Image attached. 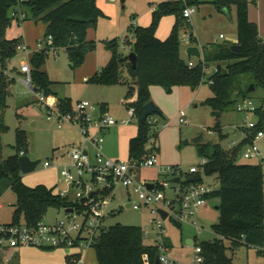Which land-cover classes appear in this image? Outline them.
<instances>
[{"label":"rangeland","instance_id":"rangeland-1","mask_svg":"<svg viewBox=\"0 0 264 264\" xmlns=\"http://www.w3.org/2000/svg\"><path fill=\"white\" fill-rule=\"evenodd\" d=\"M176 1L128 0L123 7L120 0H98L97 5L104 12V16L99 20L97 28L90 31L91 39H95L97 47L87 56L85 64L73 70L65 50L52 52L47 57L44 71L54 83L53 90L60 99L71 100L74 107L82 101L90 102L98 109L105 108L108 115L120 122V125L113 129L106 146L109 154L121 161L129 160V141L137 137L139 130V122L131 121L129 113L131 107L127 105L132 101L128 98L130 86H114L105 96L106 89L89 83V80L98 71L106 68L112 60L113 52L108 48L110 42L117 40L119 54L126 58L133 53L135 30L144 27L141 24L147 22V18L144 17L146 12L155 11L163 3ZM249 1L251 2L250 19L257 25L259 37L264 42V0ZM195 7L197 12L190 23L183 20V24L179 27L182 44L181 58L186 63H190L187 50L192 46L204 50L215 43L229 41L236 44L238 42L236 7H232L229 14L217 10L213 0H199V4ZM175 23L176 16L164 17L157 37L163 41L169 38ZM45 34V25L37 23L34 19L21 24L13 21L7 32V39H20L30 47L31 51L37 52L39 44L47 42ZM221 35L224 39H220ZM32 58L33 55L28 58L26 55H21L20 61L16 62L17 69L12 74L15 81L7 82L9 95L5 104H0V164L17 155V137L23 134L26 139V146L23 149L27 152V156L32 161L41 162L34 172L22 174L23 182L30 187L48 184L50 188L58 185L62 188L64 182L61 169L46 170L43 164L47 161L59 164L58 155H67L69 150L78 145L82 137L78 134V129L70 124H64L60 128L55 118L49 120L47 110L41 107V99L33 90L19 82L21 61H31ZM233 63L220 62L207 65L205 69L207 83L198 90L180 87L170 94L163 87L155 86L151 89L152 102L164 115L159 117L156 127L159 132L156 143L159 150L156 155L160 166L177 167L184 173H189L191 168L200 167L203 164L198 146H208V152L211 153L215 140H218L229 154H233L235 149L240 150L238 164L264 166V139L258 142L262 152L260 159L244 158L245 152L250 149V143H245L247 124L261 123L264 128V115L260 117L256 113L239 112V107L247 101L252 102L257 110L261 109L264 113V88L257 86L255 90L250 91L254 87L255 78L252 75L238 78L234 87L242 94L235 93L231 97L234 104L219 111L217 115L213 114L214 109L209 105V101L217 96L215 85H210V78L221 71L219 68L226 71L227 67ZM182 112L186 114L188 122L186 125L180 124L179 115ZM141 178L152 183L167 179L166 176L159 174L158 168L143 169ZM203 183L206 186L220 188L219 176L204 175ZM129 200L128 192L120 188L116 200L110 206V216L106 225L108 227L118 224L140 227L144 231L145 245H156L158 235L152 233L153 214L149 209L141 211L128 209L126 206ZM132 201H136L134 196ZM220 202V199L211 200L208 206L199 212L197 219L202 229L200 234L195 227L189 225L179 227L172 222L165 223V237L172 258L183 263H192L196 254L195 249L188 245L189 240L196 241L199 245L220 241L230 248L229 243L213 231L221 215L220 209H215L214 205H219ZM0 205L2 206L0 210L2 222L12 223L17 211V196L11 189L8 179L0 181ZM46 221L48 225L64 222L68 227L70 226L69 218L63 210H51L46 216ZM83 223L84 218L79 216L74 225L82 226ZM73 236L76 237L77 234L74 233ZM80 252L77 248L44 250L28 247L21 249L18 254L16 250H5L3 254H0V264H71V257ZM228 256L233 258L234 264H264V255L257 247H241L235 252L229 250ZM82 264H99L95 249L92 248L85 254Z\"/></svg>","mask_w":264,"mask_h":264},{"label":"trees","instance_id":"trees-1","mask_svg":"<svg viewBox=\"0 0 264 264\" xmlns=\"http://www.w3.org/2000/svg\"><path fill=\"white\" fill-rule=\"evenodd\" d=\"M188 6H196L199 0H186ZM98 0H0V57L3 62L17 57V46L20 39H7V32L12 26L11 10L21 6L28 14V20L34 19L46 27L45 38L53 37L54 49L65 50L69 56L73 70L81 68L87 56L97 47L95 41L89 39L91 29H96L104 12L97 5ZM249 0H213V5L220 12L229 14L232 7L237 11L238 42L242 47L240 53L232 51L231 46L215 43L203 50L204 61L191 59L196 66L191 68L181 58L182 44L179 27L183 24V12L186 5L181 2L163 3L154 11L152 23L148 27L137 28L132 43L133 52L138 55L137 69L123 58L118 51V41L108 44L113 52L109 65L97 73L89 83L111 89L114 86H130L127 105L136 107L139 130L136 138L129 144V158L137 163L144 161L150 152L148 146L152 139L157 140L159 132L147 123L142 124L144 107L152 102L151 89L159 86L172 93L175 88L190 87L198 90L206 84L205 69L211 63L234 62L227 70L214 74L210 80L215 81L216 98L209 101L214 109L213 114L234 104L233 95L242 92L234 87L235 81L244 76L255 78L254 88H264V42L259 37L258 27L250 19ZM176 16V23L171 35L165 41L157 37L161 21L167 16ZM46 53L33 55L31 63L34 88L47 97L58 99L53 90V82L44 71L47 61ZM9 95L8 83L0 77V104L3 105ZM63 113H70L74 106L71 100H58ZM106 111V109H103ZM257 116L264 115L263 110H257ZM158 117H164L163 112ZM264 130L259 123L257 134ZM245 134L249 133L246 129ZM245 143H250L246 138ZM26 146L23 134L17 137V155L9 161L0 164V181L8 179L11 189L17 196V211L14 223L22 220L36 228L51 210H64L70 205L57 193V187L46 185L27 186L19 165V158ZM201 157L208 160L205 166L206 176H219L220 188L210 197L220 199V221L213 227L215 234L229 243H203L205 264H234L228 251L235 252L241 247L255 248L264 245V166L240 165L237 159L239 149L233 154L226 152L219 144L209 147L198 146ZM169 247V246H168ZM170 248V247H169ZM96 250L99 264H146L144 258L149 257L150 264H156L160 248L157 245L146 246L144 231L140 227L115 225L109 233L103 236L93 247Z\"/></svg>","mask_w":264,"mask_h":264},{"label":"built area","instance_id":"built-area-1","mask_svg":"<svg viewBox=\"0 0 264 264\" xmlns=\"http://www.w3.org/2000/svg\"><path fill=\"white\" fill-rule=\"evenodd\" d=\"M23 1V0H22ZM186 5L183 12V19L190 23L191 18L196 14L195 6H188L186 0H177ZM11 19L19 24L28 19L27 12L17 6L11 10ZM224 39V36H220ZM185 42V40H184ZM39 51L36 53L55 52L54 39L49 37L46 44H39ZM18 55L13 60L3 62L0 57V77L7 82L15 81L12 77L16 70V62L20 61L21 55L27 58L36 54L30 47L21 42L17 46ZM202 52V61L204 53ZM191 68L196 66L195 62L189 63ZM19 72L21 78L19 82L27 88L33 90L37 97L41 99V107L48 112V119L58 121L60 128L64 124H70L78 129L83 139L82 144L75 145L68 151L66 162L55 163L47 161L43 164L46 170L61 169V177L64 185L58 188L56 193L64 200H67L69 207L63 211L69 218L68 227L64 222H57L48 225L46 217L38 224L36 228L30 227L26 221L20 223L6 224L2 222L0 212V254L5 250H21L28 247H34L44 250H55L58 248H77L81 252L71 257V264H82L85 254L92 249L95 244L109 233L110 227L106 225L110 213L109 209L116 200L117 192L120 188L125 189L129 195L130 209L141 211L149 209L154 216L152 220V233L158 235L157 246L160 248V264H187L175 260L170 256V248L166 242V222L182 227L189 225L195 227L200 234L202 229L199 226L197 216L201 209L208 206L210 197L218 190L213 186H206L203 183L205 175V166L208 164L206 158L200 167H193L189 173H184L177 167L160 166L157 158L159 150L158 140L152 139L148 149L150 155L141 163L133 160L121 161L110 158L106 154V135L105 132L120 125L113 117L108 115L102 108L98 109L90 102L82 101L74 107L70 113H63L59 108V103L54 97H47L42 92H37L34 88L32 68L30 61H21ZM210 85H215L211 80ZM44 97V98H43ZM257 111L252 102H245L239 107V112L250 114ZM131 121H138L136 107L130 108ZM181 125H186V114L179 115ZM159 117L152 115L148 117L146 123L154 130L158 125ZM124 125L125 122H123ZM259 124L249 122L247 124L246 138L250 139V149L244 154V158L260 159L262 152L258 142L264 139V130L257 134L253 132ZM151 147V148H150ZM27 156L25 152L20 157ZM158 168L159 174L167 177L163 182H148L141 178L143 169ZM202 176L199 182H190L194 176ZM180 179L176 184L172 181ZM150 186H153L151 188ZM133 196L136 201H132ZM2 206L0 205V210ZM72 210V213H68ZM161 211L168 214L166 220L163 219ZM82 216L84 223L82 226L74 225L76 219ZM77 236L74 237L73 234ZM150 235V233H147ZM196 258L190 264H205L206 259L203 256V248L194 241ZM259 252L264 255V245L257 247ZM146 264H150L148 256L144 258Z\"/></svg>","mask_w":264,"mask_h":264},{"label":"water","instance_id":"water-1","mask_svg":"<svg viewBox=\"0 0 264 264\" xmlns=\"http://www.w3.org/2000/svg\"><path fill=\"white\" fill-rule=\"evenodd\" d=\"M127 1L128 0H120L121 4L123 6L126 5ZM224 44L230 45L232 51L235 52V53H240L242 51V47L237 45V44H232L229 41H225ZM187 55L191 59H196L198 61H202V52H201L200 47L192 46V47L188 48ZM126 60L129 61L132 64L133 69H137V66H138V55L136 53L133 52L130 55H128L126 57ZM253 90H255L254 87H252L250 91H253ZM108 93H109V89H106L105 96H107ZM160 113H161V110L156 106V104L154 102H151V103L147 104L144 107L141 123L145 124L147 119H148V117H150L152 115H159ZM213 144L217 145L218 144V140H215L213 142ZM40 163H41L40 161H32L28 156H23V157L19 158V165H20L21 173L23 175H26V174L34 172L38 168ZM201 180H202V176L198 175V176L192 177L190 179V182L194 183V182H199ZM172 182L178 184V183H180V179L176 178ZM150 187L153 188V186H150ZM126 207L128 209H130V205H127ZM214 208L215 209H219V206L218 205H214ZM67 212L68 213H72V210H68ZM161 214L163 216V219L166 220L167 217H168V214L166 212H164V211H161ZM188 244L193 245V242L189 241ZM156 264H160L159 256L157 257Z\"/></svg>","mask_w":264,"mask_h":264},{"label":"crops","instance_id":"crops-1","mask_svg":"<svg viewBox=\"0 0 264 264\" xmlns=\"http://www.w3.org/2000/svg\"><path fill=\"white\" fill-rule=\"evenodd\" d=\"M123 7H125V6H123ZM153 13H154V10H150V11H147L146 12V14L144 15V17H146L147 18V22L145 23V24H141L142 26H144V27H148V26H150L151 25V23H152V17H153ZM174 27V26H173ZM222 36V35H221ZM89 39L91 40V41H95V39H91V35H90V32H89ZM168 39V38H167ZM163 41V40H162ZM96 42V41H95ZM97 43V42H96ZM33 52V51H32ZM34 53H36V51H34ZM190 59V61H191V58H189ZM194 60H196V59H194ZM100 71H98L97 73H99ZM96 73V74H97ZM95 74V75H96ZM94 75V76H95ZM20 76H21V74H20ZM153 88V87H152ZM175 89H177V88H175ZM174 89V90H175ZM173 90V91H174ZM194 90V89H193ZM109 93H110V89H109ZM108 93V94H109ZM59 98V97H58ZM60 99V98H59ZM63 100H66V99H63ZM57 101H58V99H57ZM113 129L114 128H112L111 130H109V131H107V132H105V135H106V140L108 141L109 140V138L111 137V134H112V131H113ZM79 134V133H78ZM80 135V134H79ZM83 139L81 138L80 139V141H79V143H78V145L79 144H82V141ZM132 139H130V141H131ZM82 141V142H81ZM130 141H129V144H130ZM219 142V141H218ZM108 144V142H106V145ZM106 154L110 157V158H112V159H115V160H119L118 158H116V157H112L110 154H109V152H108V150H107V146H106ZM130 159V158H129ZM57 161H59V163H64L65 161H66V157H65V155L64 154H61V155H58V157H57ZM56 170V169H55ZM55 170H52V171H55ZM47 187H49V185L47 184L46 185ZM51 187V186H50ZM49 187V188H50ZM55 187H57V188H60V186L58 185V186H55ZM189 241H191V240H189ZM188 241V242H189ZM193 242V241H192ZM194 243V242H193ZM189 246H193V245H190V244H188ZM17 252V254L20 252V250H17L16 251Z\"/></svg>","mask_w":264,"mask_h":264}]
</instances>
